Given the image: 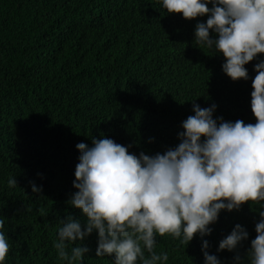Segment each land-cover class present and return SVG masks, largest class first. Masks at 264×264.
I'll return each mask as SVG.
<instances>
[{
  "label": "trees",
  "instance_id": "trees-1",
  "mask_svg": "<svg viewBox=\"0 0 264 264\" xmlns=\"http://www.w3.org/2000/svg\"><path fill=\"white\" fill-rule=\"evenodd\" d=\"M211 7V5H208ZM192 20L167 13L157 0H0V217L10 252L6 264H62L54 241L68 216L86 217L68 203L79 163V143L110 138L137 156L176 147L193 102L217 105L213 118L255 124L249 80L232 81L225 58L195 43ZM210 37L215 34L210 32ZM204 138L202 137V140ZM15 178L16 187L8 180ZM42 186L34 194L30 186ZM261 205L222 211L210 235L187 245L157 236L155 251L167 264H204L203 240L221 264H249ZM240 224L249 233L233 252L219 243ZM98 236L85 241L84 264H113L96 257ZM147 255V254H146Z\"/></svg>",
  "mask_w": 264,
  "mask_h": 264
},
{
  "label": "clouds",
  "instance_id": "clouds-1",
  "mask_svg": "<svg viewBox=\"0 0 264 264\" xmlns=\"http://www.w3.org/2000/svg\"><path fill=\"white\" fill-rule=\"evenodd\" d=\"M167 13L192 20L195 43L225 58L222 71L232 81L249 80L245 65L264 54V0H157ZM211 5V7H208ZM210 32L215 38L210 37ZM251 110L255 124L213 118L217 105L201 108L193 102L181 124L180 143L163 154L130 153L110 138L79 143L70 201L86 217L83 226L68 216L60 221L54 248L62 264H84L90 249L84 241L98 236L96 257H114L113 264H167V252L157 253V236L170 235L181 244L212 232L222 211L240 210L246 202L264 207V59L254 65ZM202 137L204 138L202 140ZM16 187L15 178L8 180ZM32 192L42 186L30 182ZM255 225L256 238L247 253L249 264H264V211ZM249 233L235 225L217 251L233 252ZM203 240L204 264H221ZM10 252L5 219L0 217V264ZM147 254V255H146ZM241 264V257H235Z\"/></svg>",
  "mask_w": 264,
  "mask_h": 264
}]
</instances>
